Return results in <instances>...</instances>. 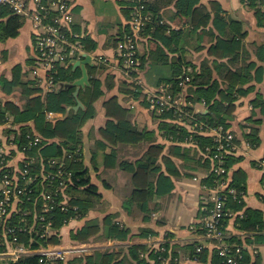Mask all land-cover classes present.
I'll use <instances>...</instances> for the list:
<instances>
[{
  "label": "trees",
  "instance_id": "obj_1",
  "mask_svg": "<svg viewBox=\"0 0 264 264\" xmlns=\"http://www.w3.org/2000/svg\"><path fill=\"white\" fill-rule=\"evenodd\" d=\"M119 1L126 15V22L121 23L120 32L113 39L115 57L119 56L117 50L118 41L123 39L125 33L131 30L132 4L128 0ZM250 2L258 4V0H250ZM144 3L146 12L151 14V19L141 31L136 42L140 47L141 42L149 39L154 41L156 46L150 48L143 55L140 54V49L138 50L137 60L140 64L139 67L137 66L138 70L133 73L138 75L139 70L144 68L147 63L169 64L172 68V76L161 78L158 88L162 85L166 87V92L173 95L183 93L187 101H191L193 104L196 102L205 103L207 108L206 112L194 111L192 104L185 107L190 113L187 116L180 115L173 109L157 114L159 117V133L168 141L166 143L157 140L155 130L138 126L133 121V108L131 105L125 106L121 103L118 95H113L104 101L108 120L105 126L99 129L103 139H99L98 143L103 148L107 146V143L114 147L111 152L105 153L107 166L118 167L131 174L133 188L125 198L123 205L129 209L134 204H137L145 214V219L148 220L153 209L156 208L151 206L155 196L171 192L174 188L173 178L182 176L183 173H188L184 171L187 167L189 169H197L199 165L205 168L209 167L210 169L203 178L202 184L208 187L214 186L217 178L224 177L226 173L217 174L212 170L213 164L216 166L220 163L219 157L213 159V156L217 153L219 142L215 139L216 136L208 132L211 128H218L219 126L230 130L229 120L232 119L235 110L234 93L241 91V89L236 88L237 83H243L247 80L250 70L255 67L257 69L256 75H258L259 71L262 70V66L257 67L256 62L246 61V55L249 54L242 45L241 37L243 34L237 35L241 22L233 19L228 20L222 14L223 9L221 7L219 9L216 8L214 2H211L215 11L212 16L211 9L204 4H199V0H178V13L188 17L186 20L191 26L188 28L171 27L163 20L160 7L154 6L151 0H145ZM7 14L11 15L0 23L1 38L16 36L22 25V16L12 13L8 7H3L0 11V17ZM210 23L213 26H209ZM73 28L78 30L74 25ZM214 28L217 29V32ZM197 31H202L204 34L211 36V40L214 39L215 42L209 47V53L214 56L211 63L213 68L222 75L221 78L223 77V80L227 81L226 87L221 86L218 78L211 79V77H208L205 79L206 73H200L187 55L182 54L185 33L189 34ZM85 46L87 50H95L97 48L96 42L90 38L85 39ZM197 46L198 48L204 47L199 44ZM262 49H264V45L261 47ZM261 52L264 51H259V54ZM241 61L245 63L243 68L246 72L243 74H241L243 68H237ZM207 71L210 72L209 70ZM72 72V65L59 68L55 75L56 82H65L67 84L72 82L76 77ZM90 73H92V67ZM186 76H189L190 80L181 85V81ZM107 80L109 81L106 86L110 89L114 85L113 74L111 75L110 72L107 75ZM13 82L16 83L17 79ZM90 82L91 85L83 90L82 98L85 106L77 110H71L68 116L55 121L47 119V112L65 113L68 105L76 104L75 87L63 85L55 91L48 92L46 96H42L35 95L39 91L38 87L30 85V83H27L29 87L23 82L18 83L24 87L28 95L32 94L33 96L28 99L24 110L20 111L17 108L16 114L19 119L22 118L19 121L33 119L35 130L30 131L29 127H23L22 133L17 137V143L29 153L28 155H33V157L37 158L33 166H42V163H48L49 159L57 157L66 162L65 175H70L64 191H56L55 184L54 187L52 185L47 186V184L38 185L37 183H35V186L34 184L29 186L31 191L24 196L22 205L24 207L30 206L29 208L33 209L30 213L32 214L35 212L34 202L36 201L39 206L37 207V214H42L45 216V220H50L55 232L50 235H44L42 227L36 226L33 230L20 233L21 239L25 243L39 245L62 242V228L73 219L86 217L89 211L96 208V205L102 201V193L99 191V187L92 183L89 168L84 163L83 155L82 127L89 118L96 115L95 102L105 94L103 81L100 77L93 75L90 77ZM122 84H125L127 93L133 96L134 99L140 100L141 104L149 109L150 104L147 99V93L143 92V88L139 84L128 78H124ZM158 88L155 90L158 91ZM257 98L255 100L258 101L256 105H262L264 112V99ZM232 132L234 133V131ZM28 135L31 137L39 136L41 142L30 146L28 144L30 140ZM244 137L252 147L260 142L258 131L255 128L249 133H245ZM234 142L236 145L238 144L236 135ZM129 144L139 147H143L146 144V150L134 161L126 157H120L116 146ZM166 147H168V152H165ZM235 152L236 148L229 151L223 149L221 159L223 160L222 165L231 172L230 186L238 191V196L224 191L226 196L224 209L225 211L234 210L237 213L232 216L229 214L222 215L219 225L225 232L223 238L225 242L241 246L244 256L239 264H261L257 257H254L253 260L248 250V245L264 241L263 212L261 209L245 206L244 197L240 196L247 190L246 173L240 169H233V166L241 158V156L235 155ZM94 153L95 155L92 159L95 162L97 152L94 151ZM175 158H180L184 163L181 165L177 164ZM47 167L51 171L55 169L48 165ZM40 170L39 168L38 171ZM52 188H54V192L56 191L53 197L57 206L55 210L48 214L43 212L40 206L44 202L40 193L42 191L40 190L51 191ZM27 197L30 198L28 199ZM63 200L67 201V203L61 204ZM212 203V201H206V203L202 204V220L196 226L202 237L207 232L203 218L210 212ZM62 206L65 207L64 210L61 209ZM116 216V213H109L103 219H88L76 231L74 229L71 230V237L83 240L93 235L101 234L108 238L125 239L131 229L117 220ZM32 217V215H28V219H32ZM232 218L236 222L237 228L248 234L243 236L227 234V225ZM39 223L41 222L39 221ZM143 231V233L150 232L149 229H143ZM208 240L215 245L213 253L215 263L225 264L223 258L218 254L216 240L214 238ZM199 245H203L200 251L197 250ZM174 247L170 242H163L154 248H150L144 243L131 244L127 246L128 251L126 254L120 249L109 252L99 250L94 255L73 256L64 264H76L75 261L77 260L80 264H152L151 260H154L153 264H162L168 257H170L169 264H177L178 252ZM190 247L192 256L195 258L204 259L208 253L201 241L192 242ZM144 253H147V255H143ZM36 259V255H30L21 261L20 264H36Z\"/></svg>",
  "mask_w": 264,
  "mask_h": 264
},
{
  "label": "crops",
  "instance_id": "obj_2",
  "mask_svg": "<svg viewBox=\"0 0 264 264\" xmlns=\"http://www.w3.org/2000/svg\"><path fill=\"white\" fill-rule=\"evenodd\" d=\"M151 1H153L154 6L160 7L163 20L171 27H191L186 20L188 17L178 13V0ZM211 2L215 3L216 8L219 9L221 7L223 9L222 14L228 20L233 19L241 22L237 35L243 34L241 37L242 45L249 54L246 55V61L256 62L257 67L262 66V70L259 71L258 75H256L257 69L255 67L250 70L247 80L243 83L238 81L239 84L237 83L236 88L241 89V91L234 93L235 110L232 119L229 120V128L234 131L238 138L235 155L241 156L233 166V169H240L246 173L247 190L243 195L245 206L261 209L264 217V163H259L264 158V112L262 105H256L258 101H255L258 99L257 97L264 99V52L259 54V51H264V49L261 50L264 45V0H258V4H252L250 0H199V4H204L211 9V15L213 16L215 11ZM73 6L74 26L84 34L86 40L92 39L97 46L95 50H87L86 53L92 56V60L90 64H87L89 84L85 87H80L77 94L83 104L80 107L85 106L82 98L83 90L91 85V76H98L102 79L105 91V94L95 102L96 115L89 118L82 127L84 163L89 168L92 183L96 184L102 193V201L96 205V208L91 209L86 217L73 219L62 228L61 245L74 248L76 251H74L73 256H87L94 255L99 250L109 252L120 249L126 254L128 251L127 246L131 244L144 243L148 247L154 248L163 242H170L178 252L177 264H216L213 258L214 243L202 237L196 227L202 220V204L206 203L207 198L210 196V190L202 185L203 178L210 169L209 167L205 168L201 165L197 169H189L187 167L184 171L189 174L183 173L182 176L174 177L173 190L167 194L155 196L151 202V206L156 208L153 209L148 220L145 219V214L137 204H134L129 209L123 205L125 198L133 188L132 179L129 172L118 167L107 166L105 153L111 152L114 147L107 143V146L103 148L98 143L99 139H103L99 129L105 126L108 120L104 101L113 95H118L121 103L125 106L131 105L133 108V121L138 126L155 130L158 141L166 143L168 141L159 133L158 115L143 106L140 100L134 99L125 89L120 88L121 83L118 82L120 77L118 73L115 71L113 73L110 72L114 78L112 88L108 89L105 84L104 80L107 79V75L103 68L107 69V63L98 62L97 57L100 56V59L105 57L107 61L108 58L111 60L112 56L116 55L112 47L113 39L120 32L121 23L126 22V15L120 1L74 0ZM9 15L11 14L1 16L0 23L5 21ZM21 20L22 25L16 36L0 37V148L11 152L12 158H9V160L11 159L9 163L15 168L29 154L17 143V137L22 133L23 127H29L30 131L35 130L33 119L19 121L22 118L19 119L16 114L17 108L20 111L24 110L28 99L33 96L32 94L28 95L24 87L18 83H30V85L39 88L35 95L46 96L48 92L55 91L63 85L71 86L70 84L74 80L82 76L81 67H74L73 63H70L72 65V73L76 76L75 79L68 84L58 82L56 86L49 87L46 71L36 61L33 23L26 16H22ZM209 26H213L212 23ZM214 30L217 32V29L214 28ZM211 38V36L204 34L202 31L189 34L186 32L182 54L187 55L200 73H206L205 79L208 77H211V79L218 78L221 86L226 87L227 81L223 80V77L221 78L222 75L213 68L211 63L214 56L209 53V47L215 42ZM198 44L204 47L198 48ZM155 46L156 43L154 41L144 40L139 48L140 54H145L150 48ZM82 58H84L83 55L78 59ZM241 60L244 61L242 58ZM243 61L240 62L237 68L245 67ZM36 67H40V72L35 73L34 69ZM91 67L92 73H90ZM245 72L243 68L241 74ZM171 76L172 68L169 64L147 63L144 68L139 70L137 77H135V82L143 88L144 93H147L158 88L161 78H169ZM16 79L17 82L14 83L13 81ZM27 86L29 87L28 84ZM77 97L75 96L76 104ZM9 104L12 106L10 107ZM74 105H68L65 113L48 111L47 119L55 121L68 116L71 110H77L74 109ZM193 107L195 111H207L205 103L202 102L194 103ZM253 128L257 129L260 137L259 144L254 147L250 146L244 137V134L249 133ZM216 129L211 128L208 133L216 136ZM116 147H118V155L120 157H125V148L133 149V152H131L132 156H126L131 161L136 160L146 150V144L143 147L134 146L133 144L118 145ZM94 151L97 152L95 162L92 159L95 155ZM165 152H168V147H166ZM175 161L179 165L184 163L180 158H175ZM126 186L129 188H126ZM118 187H123L127 190L125 195L121 194ZM109 213H116V219L131 229L125 239L108 238L101 234L93 235L83 240L71 237V230L74 229L76 231L86 220L91 218L103 219ZM143 229H149L150 232L143 233ZM227 234L243 236L248 233L239 230L232 218L227 225ZM194 241H201L208 250L204 259L192 256L190 244ZM248 250L253 260L254 257H257L259 262L264 264V241L248 245ZM143 255L146 256L147 253ZM169 261L170 257L166 258L162 264H169ZM150 262L153 264L154 260Z\"/></svg>",
  "mask_w": 264,
  "mask_h": 264
},
{
  "label": "built area",
  "instance_id": "obj_3",
  "mask_svg": "<svg viewBox=\"0 0 264 264\" xmlns=\"http://www.w3.org/2000/svg\"><path fill=\"white\" fill-rule=\"evenodd\" d=\"M132 4L131 9V30L125 33L124 38L118 41L117 50L119 56L125 60L126 64L132 65L137 60L138 46L136 39L143 28L151 19V14L146 12L145 0H128ZM33 2V4H32ZM74 0H0V11L3 7H8L12 13L26 16L31 19L34 27L36 61L40 67L46 71V78L49 87L57 85L56 73L61 67L69 66L72 59H78L87 53L84 34L73 28L74 25ZM40 67L34 69L35 73L40 72ZM190 80L186 76L181 81ZM149 96L150 109L153 112L162 113L165 110L173 109L180 115L187 116L190 113L187 105H192L191 101H180L181 95H173L166 92V87L161 86L160 90ZM215 139L219 142L217 153L213 156L220 158L219 165H214L212 170L217 174L226 173L224 177L217 178L216 184L212 187L203 185L210 190V196L206 201H212L210 212L203 218L207 232L205 238H214L217 243L218 254L223 258L225 264H239L244 254L241 246L233 245L223 240L225 232L219 225L222 215H235L234 210L225 211L224 191H228L238 196V191L230 186L231 172L222 165V151L236 148L234 142L235 134L231 130L219 126ZM29 145H37L41 142L39 136L31 137ZM11 152L0 148V264H20L30 255H36V264H64L76 251L74 248L62 246L61 243H47L31 245L21 239L20 233L35 229L41 226L44 235L55 232L50 220H45L44 215L37 214L38 204L36 201L35 212L33 209L24 207V196L31 191L30 185L37 183L52 185L56 191H64L70 175H65L64 168L66 162L60 158H51L48 163L42 166H33L37 160L33 155H28L16 168L11 162ZM43 162V160H41ZM264 163V158L259 161ZM48 166L55 168L48 170ZM39 168L41 169L40 171ZM36 170L34 173L33 171ZM228 173V174H227ZM37 185V186H38ZM40 192L44 202L40 204L43 212L50 213L57 206L54 201V188L51 191L41 189ZM244 193L240 196L243 197ZM28 198V197H27ZM30 198V197H29ZM28 198V199H29ZM36 198V197H35ZM241 199V198H240ZM67 201L63 200L61 204ZM65 209L64 206L61 207ZM32 215V219H28ZM39 221L41 223H39ZM30 225V226H29ZM203 245H199L197 250H202ZM27 264V263H25Z\"/></svg>",
  "mask_w": 264,
  "mask_h": 264
},
{
  "label": "rangeland",
  "instance_id": "obj_4",
  "mask_svg": "<svg viewBox=\"0 0 264 264\" xmlns=\"http://www.w3.org/2000/svg\"><path fill=\"white\" fill-rule=\"evenodd\" d=\"M142 43V42H141ZM141 43H140V45H141ZM111 44H112V41H111ZM114 46V45H113ZM112 46V47H113ZM138 46V50H139V45H137ZM115 50V49H114ZM115 53V52H114ZM97 60H98V62L99 61H101V62H104V63H107V69L106 68H103V70H105V73H106V75H108V73L109 72H111V73H113V71H115L116 73H118L119 74V78H118V82L119 83H121V85H120V88H123V89H125V84H122L123 82H124V78H128L129 80H131V81H136V76L137 75H135L133 72L134 71H137L138 69H137V66L139 67V61L138 60H136L135 62H134V64H132V65H127L126 64V62H125V60L124 59H122L120 56H117V57H115V55L114 56H112V59L110 60V58H108V60L106 61V58L105 57H102L101 59H100V56H98L97 57ZM70 66V65H69ZM102 70V71H103ZM104 72V71H103ZM105 81V84H107L108 83V81L109 80H107V79H105L104 80ZM162 86V85H161ZM161 86L158 88V90L161 88ZM154 92H152V91H150V92H147V99H148V102H149V96H151L152 94H153ZM181 95V98H180V101H186V98H185V94H180ZM146 99V100H147ZM149 109H150V107H149ZM151 110V109H150ZM152 111V110H151ZM195 111V110H194ZM153 112V111H152ZM153 113H155L156 115L157 114H159L158 112H153ZM131 152H133V149H127V148H125V157L126 156H132V153ZM126 188H129L128 186H126ZM118 190L121 192V194H123V195H125V193H126V189L125 188H123V187H118ZM129 192V191H128ZM75 263L76 264H80L79 262H78V260L77 261H75Z\"/></svg>",
  "mask_w": 264,
  "mask_h": 264
},
{
  "label": "water",
  "instance_id": "obj_5",
  "mask_svg": "<svg viewBox=\"0 0 264 264\" xmlns=\"http://www.w3.org/2000/svg\"><path fill=\"white\" fill-rule=\"evenodd\" d=\"M84 58L82 59H72L70 63H73V66H80L82 69V76L78 79L74 80L70 85L75 86L76 90L74 91V95L77 97L78 91L80 87H85L89 84V74L87 69V64L91 63L92 56L90 54H83ZM80 106H83L81 100L77 97V104L74 105V109H78Z\"/></svg>",
  "mask_w": 264,
  "mask_h": 264
}]
</instances>
